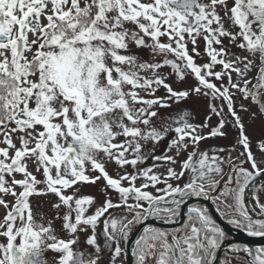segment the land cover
Masks as SVG:
<instances>
[{
  "label": "snow or ice",
  "instance_id": "obj_1",
  "mask_svg": "<svg viewBox=\"0 0 264 264\" xmlns=\"http://www.w3.org/2000/svg\"><path fill=\"white\" fill-rule=\"evenodd\" d=\"M201 39L203 53L197 46ZM130 45L150 50L151 61L122 54ZM230 46L249 56L233 53ZM164 67L180 81L192 76L195 85L174 89L159 71ZM253 68L256 75L249 78ZM161 86L166 96L156 95ZM237 94L264 116V0H0V207L5 210L0 237L6 240L0 243V264H97L101 249L96 227L102 217L105 247L116 245L115 260L122 252L118 236L127 241L131 226L149 218L176 223L193 197L212 201L229 224L248 236L264 237V183H258L264 178V138L254 153L235 107ZM190 95L208 98L210 112L221 117L207 135L198 129L208 127L210 116L203 125H194L187 112L167 120L158 115L169 101L178 104ZM240 110L249 111L244 103ZM226 117L238 129L232 150L239 146L240 154L199 151L201 140L225 135L220 130ZM169 132L176 134L169 144L176 155L193 148L181 170L168 167L161 176L153 172L160 164L138 169L148 159L146 145L159 143ZM152 159L177 163L168 155ZM29 161L35 173L42 169V180L29 170ZM108 162L123 174L109 175ZM127 165L135 174L127 172ZM186 172L182 185L171 183ZM101 179L105 199L86 214L94 198L76 195L80 189L75 186ZM107 189L118 193V202ZM49 193L58 198L52 208H67L62 218L56 216L71 237L67 240L57 237L51 220L45 226L33 213L30 197ZM111 209L131 218H112ZM89 229L85 244L95 254L74 250L78 231ZM175 233L169 241L166 231L144 228L131 252L135 264H148L153 257L156 264H215L225 233L206 208L188 207ZM49 252L55 254L51 261ZM231 252L237 254L234 258L245 253L246 264H264V247Z\"/></svg>",
  "mask_w": 264,
  "mask_h": 264
},
{
  "label": "rangeland",
  "instance_id": "obj_2",
  "mask_svg": "<svg viewBox=\"0 0 264 264\" xmlns=\"http://www.w3.org/2000/svg\"><path fill=\"white\" fill-rule=\"evenodd\" d=\"M231 3V0H230ZM231 30L233 32H238L239 29L236 27H232ZM162 42H166V37H162L161 38ZM225 43L227 44V41H225ZM198 49L201 53L204 52V48H205V44L203 42V40H198ZM189 47V51L191 53V43H189L188 45ZM231 47V51L233 53H237L240 56H249V53L247 51H243L235 46H230ZM122 54H135L139 57H141L144 60H148L151 61L152 57L150 55V50L148 49H136L135 46L130 45V49L128 53H122ZM170 59H172L173 57H169ZM250 59L252 57H249ZM157 61H161L162 57H156L155 58ZM197 63H200L201 60L199 57L196 58ZM207 62L206 58L205 61ZM109 63H111V61H109ZM256 63H259V60H256ZM217 71L220 70V66H217L216 68ZM161 72L162 75L167 76L168 79L166 82L170 83L174 89H179V90H187L190 87H192L193 85H195L196 81L194 80V78L190 75H187L185 77L184 81H180L174 73H172V70L169 67H164L162 69L159 70ZM257 72L256 68H253V71L251 73H249V78H253L255 77ZM115 75V74H114ZM233 79H236L235 74H233ZM214 83H216L217 85H219V81H215L213 80ZM226 78H225V83H226ZM253 82H255V80L253 79ZM143 95V93H141ZM156 95L157 96H166V90L161 86L160 88H158V90L156 91ZM262 101H264V97H261ZM213 103L219 105V101H213ZM244 103L245 107L249 109L248 112H244L240 110V104ZM170 106L166 107V108H159L158 109V115L160 118L162 119H169L170 117L175 116L178 112L182 113V112H187L189 114L191 123H193L194 125H203L206 118L207 117H211L210 120L207 121L208 123V127L206 128H200L198 129V132L200 134H205V132H207V134L213 129L216 128L219 124V121L221 119L220 116H216L215 114L211 113L209 108H208V98L203 97V96H195V95H190L187 99H183L181 100L178 104L174 101H169ZM235 107L237 110L238 115L241 118L242 123L244 124L245 127V131L246 134L248 135V137L250 138L251 141V147L254 153L257 152L256 149V143L259 139L264 138V116H262L256 105H253L250 101H243L242 97L239 96V94H237L236 98H235ZM226 111V109H225ZM252 113H255V116L252 115ZM188 118V117H186ZM226 119L228 120V123L224 126L223 129H221L220 131L224 132L225 135L224 136H216V137H211V139H208L204 142H206V144H204V142H202L201 144H199V151L203 152V149L207 150V151H211L212 154L213 152H215L217 155L220 156H228L229 154L232 157H236L240 154V151H242L241 147H237L236 150H232V146L235 144L236 138L238 136V129L237 127L232 123V120L230 117H226ZM175 133L174 132H169L168 135L159 141V143L153 145L151 142L148 143V145H146L145 148V152L148 155V158H152L153 156H150V149L152 147H157L160 144H163L162 148H164V154L163 155H156V156H164V155H168V156H174L175 159L178 157H183V159L188 157V154L190 152L193 151L192 147H189L187 151H182L179 155H176L175 152V148H170L169 144L170 141L175 137ZM14 142L17 143V145L19 144L18 140L14 139ZM2 146V145H0ZM225 149L226 151L224 152H219V149ZM167 153V154H166ZM154 155V154H152ZM257 158L259 159V156H257ZM115 163L114 162H108L106 164L107 167L110 168L111 172L113 173V175L118 174H123L124 170L120 169L119 167H115ZM181 165L176 166L174 165L173 168L179 172L181 170ZM245 167H248L247 164L244 165ZM126 167H131V165H127ZM132 168V167H131ZM115 169H118V172H115ZM29 170L33 171L34 174L37 175L38 179H43L42 176V169H41V173H35V165L32 164L31 161H29ZM154 171H159V169L157 167H155ZM155 173V172H154ZM87 174L89 175H97V173L91 172L89 171ZM115 177V178H116ZM17 179H21L22 177L20 176V174L16 175ZM185 178V177H184ZM183 178V179H184ZM6 179H10L7 178ZM182 180V179H181ZM124 184V186H127V182H122ZM171 183L173 184H182L184 183L183 180L182 181H171ZM258 183H264V178H261ZM104 184L105 182L103 181V179L97 181L95 184H78L75 186V188H79L80 191L78 193H76V195L78 196H91L94 198V203L91 205L92 207H98L100 206L104 199L105 196L103 195L104 192ZM139 184V183H138ZM137 184V186H138ZM42 187V186H41ZM75 188L73 189H69L66 191V194H72L75 191ZM17 191H19L20 189L17 188ZM108 194L113 195V198L110 197L113 201H114V197L116 198L117 196L114 195H118V193H115L114 191L107 189ZM119 197V195H118ZM260 198L261 201L264 202V192L260 193ZM6 199L9 202H12V198L6 197ZM58 202V198L54 195V194H47V195H41V196H33L30 197V204L32 206V210L34 215L36 216L37 222L39 223H43L45 226L48 225V221L51 220L52 221V227L55 230V234L57 235L58 238L61 239H69L71 238L69 236V234L63 230L62 228V219H57L56 216L59 215L61 218L64 215L65 212H67V208L64 206H61L60 209H54L52 208V205L54 203ZM89 207V209L91 210L92 207ZM92 211V210H91ZM95 211V210H93ZM111 215L114 214V212L116 211V213L118 212V210H114L111 209ZM89 212V211H88ZM123 213V212H122ZM186 213V212H185ZM5 215V210L0 207V220L3 219V216ZM43 215L44 219L40 220V216ZM107 215V214H106ZM124 215H129V218H131V215L128 213H124L121 216H118L119 219L122 218ZM181 217V216H180ZM103 220L104 217L101 218L100 221H98L97 226H102L103 225ZM118 220V219H117ZM178 223H180V219L177 221ZM146 223V221L142 222V223H138V224H134L131 226V231L129 232L127 241L129 239V241H125L122 236H119V246L122 249L121 255L120 256H116L115 260H118L114 262V264H126L125 261L127 262L129 254H127L129 248V242L132 238V236H134L135 233H137V231L140 229V227H142V225L144 226V224ZM161 224H166V223H162ZM148 224V223H147ZM138 225V226H137ZM166 225H170V224H166ZM229 225V224H228ZM137 226V229L135 230ZM180 226V225H179ZM178 226V227H179ZM230 226V225H229ZM119 227V225H118ZM164 227V226H161ZM166 227V226H165ZM177 227V228H178ZM231 228H233L232 226H230ZM170 228V227H169ZM97 229V228H96ZM144 227L141 228L140 232L138 233V237L136 239L139 238V236L142 234ZM235 229V228H234ZM238 230V229H237ZM135 231V232H134ZM134 232V234H133ZM86 233H88V235L91 234V229H89L88 232H80L78 231V233L76 234L79 237V241L78 244L73 245L74 250L79 249V250H86V248H90L89 246H86L85 244V240H86ZM132 234V236H131ZM131 236V237H130ZM130 237V238H129ZM6 240L3 237H0V243H5ZM126 244H127V251H126ZM100 246V244H99ZM81 248V249H80ZM91 249V248H90ZM100 249L102 251V247L100 246ZM92 253H95V249L92 248L91 250H89ZM100 251V252H101ZM47 258L49 259V261H51L52 256L55 255L51 252L47 253ZM113 256H114V252L109 256V263H106L105 261L102 262H98V264H111L113 260ZM247 260V259H246ZM243 262H240L238 259L237 260H232L231 263L232 264H246L245 259H243ZM152 262V261H151ZM154 262V261H153ZM128 264V263H127ZM154 264V263H153Z\"/></svg>",
  "mask_w": 264,
  "mask_h": 264
},
{
  "label": "flooded vegetation",
  "instance_id": "obj_3",
  "mask_svg": "<svg viewBox=\"0 0 264 264\" xmlns=\"http://www.w3.org/2000/svg\"><path fill=\"white\" fill-rule=\"evenodd\" d=\"M167 39V38H166ZM203 135H207V132H205V134H203ZM208 139H211V138H208ZM208 139H205V140H201L200 141V144L202 143V142H204V141H206V140H208ZM204 144H206V142H204ZM162 146H163V144H160L159 146H157V147H152L150 150V156H156V155H163L164 154V148H162ZM203 152H208L209 153V155H212V152L211 151H207V150H205V149H203ZM152 154H154V155H152ZM167 154V153H166ZM182 154V153H181ZM165 156V155H164ZM187 158H185V159H183V157L181 156V157H178V158H176V160H177V163L175 164L176 166H179V165H181V163L183 162V161H185ZM160 164L161 166L160 167H157L158 169H159V171H154L155 170V168H153V172H155L156 174H160L161 176H163L164 174H166V171H167V168L168 167H173L174 165H169V164H163L161 161H154L152 158H148L144 163H142V164H138L137 165V168L138 169H147V168H150V167H152L153 166V164ZM115 167H119V166H117V165H115ZM106 170L108 171V173H109V175H111L113 178H115L116 176H118V174H115V175H113V173L111 172V170H110V168L109 167H107L106 166ZM126 170H127V172L128 173H132V174H135V171L136 170H134L133 168H131V167H126ZM115 172H118V169H115ZM119 173V172H118ZM97 175H98V173H97ZM188 176H189V173L188 172H186L185 173V178L184 179H182L183 180V182H185V180L188 178ZM116 178H118V177H116ZM182 180H179V181H182ZM136 183V186H137V184H138V186H140V184L141 183H143V179L141 178V179H137V181L135 182ZM183 184V183H182ZM181 184V185H182ZM175 185V184H174ZM164 185L163 184H159V185H157V187H163ZM148 191H150V192H152L153 194H156V191H155V189L154 188H149V189H147ZM105 191V190H104ZM109 195V197H112L113 198V195H111V194H108ZM114 196H117L116 198L114 197V201L113 202H118V200H119V197H118V195L116 194V195H114ZM210 204H212V206L215 208V209H217V205L216 204H214L212 201H210V200H203L202 198H195V197H193L191 200H189L188 202H187V204L186 205H184L182 208H181V214H182V212L185 210V212L187 213V208L188 207H191V206H195V207H202V208H206L207 210H208V212H209V214L212 216V218L216 221V219H215V217H214V215H213V213L211 212V209H210ZM89 207L90 206H88V211L89 212H87L86 214H92L94 211L93 210H95L96 209V207L95 206H91L92 207V211L89 209ZM114 210H117V209H114ZM123 211H121V210H118V212L116 213V211L114 212V214L112 215V218H115V219H118L119 220V217L118 216H121L122 214H124L125 212H123ZM220 213V212H219ZM221 214V213H220ZM129 216V215H128ZM221 216H222V214H221ZM180 218V217H179ZM178 218V219H179ZM224 219V218H223ZM225 220V222L226 223H228V221H227V219H224ZM146 221V223H149V222H152V221H157V223H160V222H162V223H166V222H164V221H162V220H160V219H153V218H149V219H147V220H145ZM216 223H217V225L224 231V233H225V238L223 239V241H222V243H221V247H220V249L217 251V253H216V257H217V259H216V261H215V264H222V262L223 261H225V260H229V261H232V260H239L240 262H243L244 263V261H243V259H245V262L247 261L246 259H247V257H246V255H245V253H243V252H240L239 254H238V257L237 258H234V256H236L237 254H234V253H232L231 252V249L232 248H243V247H245V246H247V247H249V248H251V249H256V248H259V247H263V246H258V247H251V246H249L248 244H245V243H242V242H238V241H235V238L234 237H232V236H230L223 228H222V226L216 221ZM140 224V223H139ZM138 224V225H139ZM166 224H173V223H166ZM166 224H164V225H166ZM229 224V223H228ZM137 225V226H138ZM230 226H232L233 228H235V229H238V228H236V227H234L233 225H231V224H229ZM137 226H136V228H135V230L137 229ZM154 228V229H160V230H163V231H166L167 233H169V235H168V240L169 241H171L172 240V236L173 235H175L176 233H175V229H177V227L176 228H169V227H161V226H159V225H156V224H148V225H146L145 226V228ZM180 227V226H179ZM178 227V228H179ZM97 229H96V238H97V244L99 245L100 244V246L102 247V251L98 254V260H97V264H98V262H100V261H102V262H106V263H109V256L114 252V248H115V244H113L112 245V247H111V249L110 248H107V247H105V234H104V231H103V228H104V224L102 225V226H97L96 227ZM239 230H241V229H239ZM110 231H111V229H110ZM243 231V230H242ZM135 232V231H134ZM134 232H133V234H134ZM245 232V231H244ZM88 236V233H86V237ZM131 236H132V234H131ZM130 236V237H131ZM129 237V238H130ZM117 238H119V236L117 237ZM128 241H129V239H128ZM127 241V242H128ZM87 246V245H86ZM136 246V245H135ZM91 248V247H90ZM90 248H86V251H88V252H90L89 250H91ZM135 248V247H134ZM81 249V248H80ZM83 250V249H82ZM126 251H127V244H126ZM128 252H129V250H128ZM128 252H127V254H128ZM92 253V252H91ZM93 254H95V253H93ZM120 255H121V253H120ZM119 255V256H120ZM128 257V256H127ZM115 261H117L118 262V260H114V261H112L111 262V264H114V262ZM152 261V262H151ZM154 261V262H153ZM117 262H116V264H117ZM125 263L127 264V262L125 261ZM156 264V258L155 257H153L152 259H150V261L148 262V264ZM133 264H135V259L133 258ZM232 264V263H231ZM238 264V263H237Z\"/></svg>",
  "mask_w": 264,
  "mask_h": 264
},
{
  "label": "water",
  "instance_id": "obj_4",
  "mask_svg": "<svg viewBox=\"0 0 264 264\" xmlns=\"http://www.w3.org/2000/svg\"><path fill=\"white\" fill-rule=\"evenodd\" d=\"M210 209H211V212L213 213L216 221L222 226V228L232 237L235 238V241H238V242H242V243H245V244H248L249 246L251 247H255V246H264V237H251V236H248L246 232H243V231H240V230H237V229H234V228H231L224 220L223 218L221 217V215L219 214V212L212 206V204H210ZM186 217V213H185V210L182 212L181 214V217H180V223L176 222V223H173V224H170V225H163L161 223H157V221H152V222H149L148 224H156V225H159V226H166V227H177L179 226L184 218ZM147 223L144 224V226L142 225V227L145 228L146 225H148ZM137 231V233L134 234V236H132L130 242H129V256H128V260H127V263L128 264H133V257L131 256V252H132V247L135 243V240L136 238L138 237V233L140 232L141 228Z\"/></svg>",
  "mask_w": 264,
  "mask_h": 264
}]
</instances>
